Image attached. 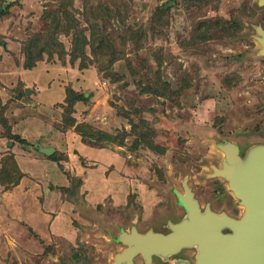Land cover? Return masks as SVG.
<instances>
[{"label":"rangeland","instance_id":"rangeland-1","mask_svg":"<svg viewBox=\"0 0 264 264\" xmlns=\"http://www.w3.org/2000/svg\"><path fill=\"white\" fill-rule=\"evenodd\" d=\"M64 4L71 15H61L63 49L42 51L43 60L25 68L23 48L51 35ZM0 9V164L16 153L33 176L20 188L0 185V264H114L140 204L164 197L161 209L169 212L157 226L166 229L185 214L175 195L183 187L205 194L203 206L241 216L231 193L209 204L208 187L202 194L199 187L212 182L220 142L237 143L243 155L264 144V56L257 41L264 5L0 0ZM44 46L42 40L38 47ZM32 90L38 95L31 97ZM67 92L75 102L66 101ZM11 122L25 130L29 145L30 134L43 136L60 160L28 154L5 135ZM5 167L7 176L13 166Z\"/></svg>","mask_w":264,"mask_h":264},{"label":"water","instance_id":"water-1","mask_svg":"<svg viewBox=\"0 0 264 264\" xmlns=\"http://www.w3.org/2000/svg\"><path fill=\"white\" fill-rule=\"evenodd\" d=\"M259 3L264 5V0ZM257 41L259 53L264 56L263 28H258ZM31 149L47 156L56 151L53 146H43L38 141ZM218 158V166L212 164L209 175L227 184L240 207H244L241 216L212 211L202 214L197 197L186 187V195L178 194L188 215L171 223L169 233L150 231L140 235L136 226L128 233L123 232L126 247L116 255L114 264H134L140 253L149 260L146 264H155L150 260L152 254L168 256L194 247H197L196 264H264V144L254 145L243 155L237 143L220 142ZM142 244L146 249L137 250Z\"/></svg>","mask_w":264,"mask_h":264},{"label":"flooded vegetation","instance_id":"flooded-vegetation-1","mask_svg":"<svg viewBox=\"0 0 264 264\" xmlns=\"http://www.w3.org/2000/svg\"><path fill=\"white\" fill-rule=\"evenodd\" d=\"M260 1V0H258ZM220 162V159L218 158V163ZM211 184H205L203 186H198L199 189H200V194L202 193H205V189L203 187H208L209 191L207 192V196L209 198L208 200V203L210 204L214 199H218V205H220L221 203V199L223 197L224 194H230V190L227 186V184H225L221 179L219 178H215L211 180ZM203 188V190H202ZM184 195H186L187 193V189L183 187V192H182ZM232 194V193H231ZM176 197H177V204H178V207L179 209L182 208L183 209V213L185 212L184 216L181 218L183 219L185 216L188 215V209L186 207L183 206L180 198H179V194L178 193H175ZM205 194L203 195H195L194 193V197L197 196V200L200 204V209H201V213L206 215L207 214V211H212V212H215V213H222V212H217V210H215V206H203L202 205V202H200V198L199 197H203ZM206 196V195H205ZM230 196V195H229ZM158 197H161L160 194H158ZM164 202V197L160 200V201H157L155 202L153 205H150L149 207H145L143 204L137 208V212H136V220H135V225H136V228L138 230V232L140 233V235H146L147 233H149L150 231H154V232H162V233H169L171 231V228H170V224L171 223H168L167 226L165 225L166 229H163V228H160L158 227L157 225H160L159 224V221L164 219L165 216H167L166 214H168V210L167 209H161L163 207L162 204ZM242 208V207H241ZM243 210V208H242ZM159 212V216H156V214L154 215L155 217H151L153 216V214L155 212ZM161 214V216H160ZM149 217H151L150 220H147L149 219ZM180 219V220H181ZM149 221V222H148ZM178 222V221H176ZM147 224H150V226L146 227ZM157 226V227H156ZM145 227V228H144ZM131 230V229H130ZM137 240V239H136ZM197 247H194V248H189V249H195V253L194 254H191V255H187L185 254L184 252L187 250V248H183L181 251H179L178 253L176 254H171V255H168L170 256V258L168 259L167 256L165 255H162V254H159V253H156V254H152V257H151V263L152 262H155V264L157 263H160V264H163V262H166V261H169L170 263L173 262V264H179V263H184V262H188L189 264H196V258H197ZM159 256H162L163 257V261L160 262L158 261L157 259L160 258ZM138 259L141 260L140 264L144 262V264H146L147 262H149V260L147 259V257L144 255V253H140L137 255ZM164 258H167V259H164ZM178 262V263H177Z\"/></svg>","mask_w":264,"mask_h":264},{"label":"trees","instance_id":"trees-1","mask_svg":"<svg viewBox=\"0 0 264 264\" xmlns=\"http://www.w3.org/2000/svg\"><path fill=\"white\" fill-rule=\"evenodd\" d=\"M58 9L59 10H57V11L55 10V11L57 12L58 15L60 14V16H59L58 19L54 17L56 27L53 30L49 31V34H51V35H47L44 38H42V35L34 37V38H32L30 40L32 43L28 44V47H24L23 48L24 54H25V62H24V67L25 68L32 69V68H34L37 65L38 61L43 60L42 51L48 50V51H45V52L51 55L52 54L51 51H52L53 48H58L59 47L60 49H63L61 44L59 43V40H58V35H57L58 34V28H59V26H61V24L63 22L62 20L64 18L63 17L64 13H66L68 15L70 13V15H71V12L70 11L67 12L68 10L66 8V4L61 5L60 7H58ZM3 14H4V11L0 9V16L3 15ZM61 15H63V16H61ZM42 40L44 41L45 46L44 47H38V44H40V42ZM59 58L62 59V58H64V56H62V54L59 53ZM69 92H71V89L69 90ZM23 93H25V90L23 91ZM69 96L70 95H68V92H67L66 101L75 102V99H70ZM86 96H87L86 94L85 95H81L80 94V95H78L77 99L85 101L86 98H87ZM68 106H69V103H68ZM73 111H74V109H72V112ZM72 122L73 123L75 122L74 118H73ZM68 128L69 127H64L63 129L65 131ZM5 135H7V137L12 138V139H18L22 144L29 145L28 141H26L25 139L20 138L16 134H13L11 132V129ZM50 158L55 160V161H59L60 160V158H58L57 154H53L52 156H50ZM6 159H8V163L9 164L4 165L5 161L3 162L2 167L0 168V182L2 184H4V183H6L5 181H7L10 184H15V183H17L19 181V178L22 176V173H21V171H20V169H19V167H18V165L16 163V159H15L14 154H8ZM5 166H13L11 171L9 173H7V176H4V170L6 168ZM14 170H16V173L13 172ZM14 174H16V175H14Z\"/></svg>","mask_w":264,"mask_h":264},{"label":"crops","instance_id":"crops-1","mask_svg":"<svg viewBox=\"0 0 264 264\" xmlns=\"http://www.w3.org/2000/svg\"><path fill=\"white\" fill-rule=\"evenodd\" d=\"M27 71V69H23V71L22 72H26ZM28 71H30V70H28ZM19 72H21V71H19ZM21 72V73H22ZM20 73V74H21ZM23 79H21V81H22ZM24 82H25V80H23ZM27 83V82H26ZM28 84V83H27ZM27 89V88H26ZM26 89H24L25 90V93H26ZM35 92H37V93H35ZM38 92H39V90H37V91H33L32 90V96L31 97H35V96H37L38 95ZM26 94H29V93H26ZM30 98V97H29ZM22 101V100H21ZM24 109H25V107H24ZM25 120H27V119H25ZM28 121L30 122V119H28ZM10 126H11V132L13 133V134H16V135H18L20 138H22V139H25L26 141H28V142H30V138L28 137L27 138V136H26V132H25V130H21V128L19 129L17 126H15V124H14V122H11L10 124H9ZM19 126V125H18ZM58 132H59V134H61V133H63L62 131L60 132V130H57ZM67 131V130H66ZM48 134L47 135H49V136H47L46 135V137L50 140V137H52V135H51V133L49 134V131L47 132ZM52 133H54V135H56V132H54V130L52 131ZM67 133L68 132H66V135H67ZM64 135H65V133H63ZM30 135H32L33 136V139H31V140H33L32 141V144H30V145H27V144H24V146L25 147H27V151H28V154H36L35 156H33L32 155V157H34V158H36V159H38V160H44L45 159V157L44 156H47V155H44V154H41V153H38V152H36V151H34L33 149H31V146L32 145H34L37 141L38 142H40L43 146H48V143H49V141H48V143H45V142H43V140H42V138L41 137H43V136H41L40 134H37V135H33V134H30ZM59 137H60V135H59ZM66 137V136H65ZM64 137V138H65ZM61 138V137H60ZM1 141V143L2 142H5V141H3V140H0ZM20 142V141H19ZM51 142V141H50ZM4 144V143H3ZM9 144H11V143H9ZM20 144H21V142H20ZM23 145V144H22ZM55 148V147H54ZM56 149V148H55ZM103 152L105 151V149H101ZM13 152H15V151H13ZM14 156H15V159H16V163H17V165H18V167H19V169H20V171H21V173H22V176L19 178V181L17 182V183H15V184H11L12 185V187L11 188H20L21 186H23V184H24V181H25V179H26V177H29L30 176V174L29 175H27V173H26V171H22V169L20 168V166H19V164H18V157H17V155H16V153L14 154ZM49 157V156H48ZM2 167V163L0 164V168ZM31 178L33 177V176H30ZM34 179L36 180H38L39 178H37V177H34ZM45 182V181H44ZM0 185H2V183L0 182ZM9 188H6V190H8ZM2 195L0 194V200H2ZM26 219H28V217H25ZM29 225H30V223L29 222H27ZM34 230H36L35 229V227H33L32 225H30Z\"/></svg>","mask_w":264,"mask_h":264},{"label":"bare ground","instance_id":"bare-ground-1","mask_svg":"<svg viewBox=\"0 0 264 264\" xmlns=\"http://www.w3.org/2000/svg\"><path fill=\"white\" fill-rule=\"evenodd\" d=\"M223 155H224V154H223ZM241 207H242V206H241ZM242 208H243V210H244V207H242ZM145 246H146V245L142 244L140 247H138V249H137V250H139V249H141V248H142V249H144V248H145ZM145 249H146V248H145Z\"/></svg>","mask_w":264,"mask_h":264}]
</instances>
